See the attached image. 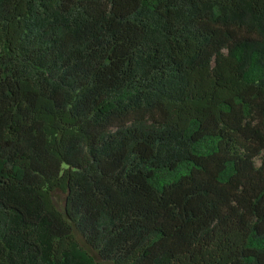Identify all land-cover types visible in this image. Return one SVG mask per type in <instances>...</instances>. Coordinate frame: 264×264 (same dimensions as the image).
Here are the masks:
<instances>
[{
	"label": "trees",
	"instance_id": "1",
	"mask_svg": "<svg viewBox=\"0 0 264 264\" xmlns=\"http://www.w3.org/2000/svg\"><path fill=\"white\" fill-rule=\"evenodd\" d=\"M0 264H264V0H0Z\"/></svg>",
	"mask_w": 264,
	"mask_h": 264
},
{
	"label": "rangeland",
	"instance_id": "2",
	"mask_svg": "<svg viewBox=\"0 0 264 264\" xmlns=\"http://www.w3.org/2000/svg\"><path fill=\"white\" fill-rule=\"evenodd\" d=\"M257 164L259 165L260 162L258 161ZM54 198V201L57 205V208L64 213V210H65V201H66V196L64 194H62L61 192H56L53 196ZM78 241L81 243V245L89 250L88 246L82 241V239L80 237H77ZM91 253L96 257V253L92 252Z\"/></svg>",
	"mask_w": 264,
	"mask_h": 264
}]
</instances>
